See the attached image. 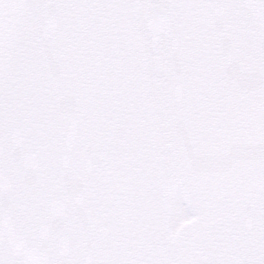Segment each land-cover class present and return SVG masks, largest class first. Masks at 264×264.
Wrapping results in <instances>:
<instances>
[{
    "label": "snow or ice",
    "instance_id": "6c2138e0",
    "mask_svg": "<svg viewBox=\"0 0 264 264\" xmlns=\"http://www.w3.org/2000/svg\"><path fill=\"white\" fill-rule=\"evenodd\" d=\"M0 264H264V0H0Z\"/></svg>",
    "mask_w": 264,
    "mask_h": 264
}]
</instances>
